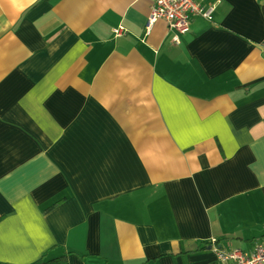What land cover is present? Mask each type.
Segmentation results:
<instances>
[{"label": "crops", "instance_id": "1", "mask_svg": "<svg viewBox=\"0 0 264 264\" xmlns=\"http://www.w3.org/2000/svg\"><path fill=\"white\" fill-rule=\"evenodd\" d=\"M197 1L176 42L153 0H0V264L264 245V0Z\"/></svg>", "mask_w": 264, "mask_h": 264}, {"label": "built area", "instance_id": "2", "mask_svg": "<svg viewBox=\"0 0 264 264\" xmlns=\"http://www.w3.org/2000/svg\"><path fill=\"white\" fill-rule=\"evenodd\" d=\"M214 9L206 7L203 2L197 0H153V6L146 27L147 35L151 34L155 24L159 20H166L169 26L177 34L175 41L179 42V34L189 30L193 19L203 17L207 20L213 18ZM124 27L114 29L115 36L123 35ZM231 264H264V245L258 246L251 255L241 252H233L225 256Z\"/></svg>", "mask_w": 264, "mask_h": 264}, {"label": "clouds", "instance_id": "3", "mask_svg": "<svg viewBox=\"0 0 264 264\" xmlns=\"http://www.w3.org/2000/svg\"><path fill=\"white\" fill-rule=\"evenodd\" d=\"M10 3L13 5V7L15 8V7H17V4H18V0H10ZM24 10V8L23 7H19L18 8V11H23ZM262 114H264V113H262Z\"/></svg>", "mask_w": 264, "mask_h": 264}, {"label": "trees", "instance_id": "4", "mask_svg": "<svg viewBox=\"0 0 264 264\" xmlns=\"http://www.w3.org/2000/svg\"><path fill=\"white\" fill-rule=\"evenodd\" d=\"M55 206V205H54ZM51 209V208H50ZM61 259H64V257L63 258H61ZM52 263H54V262H50V264H52Z\"/></svg>", "mask_w": 264, "mask_h": 264}]
</instances>
